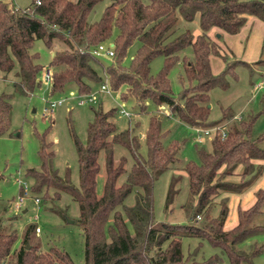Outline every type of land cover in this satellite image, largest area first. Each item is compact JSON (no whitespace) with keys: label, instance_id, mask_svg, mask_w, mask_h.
<instances>
[{"label":"trees","instance_id":"16d2710c","mask_svg":"<svg viewBox=\"0 0 264 264\" xmlns=\"http://www.w3.org/2000/svg\"><path fill=\"white\" fill-rule=\"evenodd\" d=\"M98 1L32 0L30 6L18 8L11 0H0V73L3 78L13 73L16 93H32L40 85L45 69L52 71L50 94L65 93L69 84L75 86L77 94L88 93L100 85L105 72L110 88L120 92L123 102L133 98L140 112L151 101L159 106L167 105V116L177 117L193 128L227 124L226 119H235L236 124H227L223 138L216 131L209 139L210 149H197L198 163L188 160L178 165L180 144L177 141L163 144L166 131L159 115L149 117L144 134L147 153L143 155L142 136L136 127L118 128L113 120L119 106L94 109V117L87 126L86 144L75 138L79 187L68 176L59 174L53 161L56 154L53 142L46 139V132L40 134V168L26 170L32 181L31 193L35 199L42 194L47 200L52 189L57 199L67 192L78 202L76 221L84 235L85 261L75 262L65 250L53 245L42 250L40 244L31 242L34 224L26 227L19 247L13 248L17 234L7 229L4 218L9 203L0 200V264L10 258L14 264H224L219 253L199 258L200 246L185 256L184 236L209 241L226 253L231 264L250 261L261 247L246 252L237 244L264 229V224L253 221L262 212L264 188L256 190L251 206L238 210L237 223L230 229L224 228L228 197L223 198L219 217H213L212 211L217 197L223 193H242L262 175L264 164L256 160L264 161V146L259 144L264 134L253 135L257 115L238 119L228 107H222L220 118H210V90L215 86L228 88L226 75L234 65L226 62L222 71L213 73L210 55L222 56L225 61L227 57L220 52L209 31L216 27L237 33L250 16L264 22V0H110L100 17L90 21L89 14ZM178 14L186 21L198 14L200 32L194 35L189 29L178 31ZM111 38L114 59L104 64L92 54V49ZM36 39H42L53 49L48 66L38 62L37 53L31 50ZM135 40L140 45L127 68L122 65V59ZM56 42L61 48L55 49ZM157 55L164 57V63L157 74H152L150 61ZM177 63L182 64L189 81L178 99L169 79V72ZM255 63L261 64L263 60ZM122 87L125 90L120 91ZM12 96L8 92L0 94V136L13 134ZM116 144L129 151L132 158L129 169L127 156L115 159ZM101 155L104 181L99 192ZM177 168L183 169L188 178L190 205H182L187 221L159 222L154 213L156 177L167 169ZM123 173L126 177L119 183ZM232 175L242 178L228 179ZM181 179V175L172 176L166 195L167 208L179 192ZM129 194H133L132 203L126 202ZM198 216H204L207 222H195Z\"/></svg>","mask_w":264,"mask_h":264},{"label":"rangeland","instance_id":"374dc122","mask_svg":"<svg viewBox=\"0 0 264 264\" xmlns=\"http://www.w3.org/2000/svg\"><path fill=\"white\" fill-rule=\"evenodd\" d=\"M32 0H11V3L18 8H25L31 5ZM110 0H100L93 7L89 14V20H97L104 7ZM257 21H259L257 19ZM261 22V21H259ZM178 31L189 29L194 35L200 32L199 15L191 21H186L178 14ZM259 26L256 24L252 32L258 31ZM216 28V27H214ZM212 28L210 32L214 29ZM114 29V34L117 33ZM261 32V30H259ZM264 31V30H263ZM215 39V37H214ZM112 38L107 41L111 43ZM264 44V42H263ZM140 42L135 40L127 49L123 59L122 65L129 68L132 64L133 57ZM55 49L61 48V44L56 42ZM220 52L227 57L226 62L231 66L234 65L232 72L226 75L229 83L227 89L215 86L210 90V118L218 119L222 116V107H228L229 111L241 116L242 119H248L251 113H257L264 108V64L261 63L262 68L252 70V66L239 63L238 59L232 57L225 49L219 45ZM32 51L36 52L37 61L48 66L52 57L53 49L49 48L42 39H36L33 43ZM215 56V57H214ZM264 56V55H263ZM211 69L213 72H219L224 65L222 63V56L211 55ZM217 58V59H216ZM104 64L112 62V58H100ZM192 59V57H190ZM264 63V57L262 58ZM256 61V60H255ZM164 57L162 55L155 56L150 61V72L157 74L162 68ZM251 63V62H250ZM222 68L219 70V66ZM99 70L101 68L99 67ZM103 80L108 74L103 73ZM3 73H0V94L8 92L13 94L11 98L12 103V119L10 130L13 134H4L0 136V200L8 204L9 207L4 213L5 225L7 229L14 230L17 234V239L13 248H18L26 227L29 224L38 226L40 231L35 229L31 235V242L40 244L42 250H47L50 246H56L65 250L73 261L81 263L85 261V244L84 235L81 226L76 219L79 215V205L76 200L67 192H62L59 199L53 196V190L49 191L50 196L47 200L38 195L39 201L36 202L35 196L31 193V179L26 176V170L30 167L40 168V134L46 132V139L53 142V149L55 150L54 166L57 168L61 176H68L70 181L77 187L80 184L79 162L78 154L75 144L77 138L82 144L87 142V126L94 117V109L102 108L107 110L111 107L118 106L122 103L120 99V92L113 91L111 94L100 92L99 103L95 105H78L75 98L60 104L54 108L52 112L43 114V108L47 106L46 100L57 99L61 96L67 95L70 91H75L73 84H69L67 90L63 94H50L49 85H47L41 77V83L30 94H19L14 91L12 80L13 73H9L7 78H3ZM169 79L174 97L178 99L185 86L189 85L181 63L174 65L169 72ZM261 83L263 89L255 91L253 84ZM125 90V87L120 89ZM256 94L255 95L253 94ZM70 102L71 105L68 104ZM125 107L129 109L133 115L131 120L116 114L115 122L118 128H124L129 125L135 126L141 137V152L143 155L147 153V145L144 134L148 126L149 117L152 114H157L161 117L162 127L166 131L163 137V144L165 146L177 141L180 144L178 158L181 165L183 162L192 160L196 163L200 161L197 149H210L211 142L209 139H204L203 142L195 140V130L192 126L179 120L174 116H167L169 107L167 105H157L151 101L148 102L147 109L144 112L139 111V106L133 98L124 101ZM239 119V117H238ZM237 119V120H238ZM114 120V119H113ZM228 126L236 124L235 119L225 120ZM239 122V121H237ZM138 125V126H137ZM264 132V113H261L254 126V136ZM253 136V137H254ZM261 146L264 141H260ZM115 159L121 155L128 158L126 167L132 164V158L129 151L119 145H115L114 150ZM101 170L98 174L97 189L99 192L103 189L104 181V162L103 155L100 157ZM173 175H181L182 179L179 183V192L175 197L174 202L166 207V195L169 184ZM126 177L123 173L119 177L121 183ZM242 177L240 175L228 176V179L239 181ZM258 181L254 183L263 185L264 176L259 177ZM251 186V188L253 187ZM22 187V188H21ZM26 187V189H25ZM20 188L22 189L19 194ZM250 188V189H251ZM154 213L157 221L171 220L173 222L184 223L187 221L186 212L183 209V204H189L190 194L188 190V178L186 172L181 169H167L156 177L154 184ZM246 196L253 195L254 191L248 190ZM18 196L24 197L21 201ZM229 193H223L215 200V206L212 211L213 217H219L223 198L228 197L227 206L228 213L224 228L230 229L236 224L237 211L235 201H229ZM19 201V206L16 201ZM127 203L133 202V194H129L126 198ZM239 202V201H238ZM237 202V203H238ZM249 199L243 200L242 206L248 205ZM207 222L204 216L197 217L195 222ZM257 224H264V205L262 212L259 213L253 220ZM200 246L199 258H207L213 253L222 255L224 264H231L226 253L221 252V249L213 246L207 240H201L195 236H184L182 238V251L186 256L195 247ZM237 247L250 252L254 248H260V251L253 255L250 261H245L242 264H264V229L258 233L251 235L246 240L237 244ZM4 264H14V259L10 258Z\"/></svg>","mask_w":264,"mask_h":264},{"label":"crops","instance_id":"0c3cea01","mask_svg":"<svg viewBox=\"0 0 264 264\" xmlns=\"http://www.w3.org/2000/svg\"><path fill=\"white\" fill-rule=\"evenodd\" d=\"M257 19L261 22L257 21ZM255 24L257 26H259L258 27L259 29H258V31L252 32ZM259 30H261V32ZM263 30H264V22L255 16H250L247 19V21L245 22V24L241 27L239 32L231 34V33H227L225 31H223L222 29L214 28L210 32V36L213 39L215 37L214 40L223 49H225L232 57H234L235 59H238V60H243V61L249 63L251 66L253 65L254 68H252V70H258L259 68H262V66H261V64H256L255 62L264 57L263 56L264 55V44H263V42H264V31ZM210 57H211V55H210ZM222 60H223L222 63L225 67L226 61L223 58H222ZM210 61H211V58H210ZM262 64H264V63H262ZM223 65L219 66L220 67L219 70L222 68ZM223 69L224 68H222L220 71H222ZM219 72L217 71V72H213V73H219ZM253 87H254L255 91H259L260 89L261 90L263 89V86L261 83H255V84H253ZM256 94L257 93H255L253 95H255V97H256ZM261 113H264V108L257 113H251V115H257V117H256V120H257L258 116ZM233 114L235 115V113H233ZM256 120H255V122H256ZM255 122H254V126H255ZM253 130H254V127H253ZM259 134H264V132L259 133ZM262 141H264V139ZM256 162L264 164L263 160H256ZM262 175L264 176V171H263ZM258 179H260V178H258ZM258 179L256 180V182L258 181ZM250 188H248L247 190H245L242 193H230L229 194L230 195L229 201L231 200L230 201L231 204L233 203L232 200H234L235 204H236L235 207L237 208L236 209L237 219H238V210L239 209H246L249 206H251L255 201L256 190H258L259 188H264V187H263V185L260 186L258 184H255V186H253L251 189ZM248 190H250V191L253 190L254 196L253 195L246 196L245 193L248 192ZM247 199H249L248 205L242 206L241 204H242L243 200H247ZM237 219L235 221L236 223H237Z\"/></svg>","mask_w":264,"mask_h":264},{"label":"built area","instance_id":"2783aa9c","mask_svg":"<svg viewBox=\"0 0 264 264\" xmlns=\"http://www.w3.org/2000/svg\"><path fill=\"white\" fill-rule=\"evenodd\" d=\"M114 47L113 44H107V43H99L97 44L93 49H92V54H94L96 57L98 58H112L114 56ZM43 81L47 84L50 85L51 80H52V71L50 69H45L44 73H43ZM100 92H105L108 94H111L113 92V90L110 88L109 83H108V76H105V79L100 83V85L96 88L93 89L92 91L88 92V93H83V94H77L76 90L75 91H70L67 95L61 96L60 98L57 99H48L46 100L47 102V106H45L43 108V114L47 113V112H52L54 110V108L60 104H63L67 101H69L70 99H74L76 100V103L78 105H92L95 104L99 101L100 97H99V93ZM122 103H120L118 106V113L121 116H124L128 119L132 118L133 113L127 109L125 107V103L123 101H121ZM69 105L70 102H68ZM237 118L240 116H236ZM114 122H115V117H114ZM116 124V122H115ZM196 136H195V140L197 142H203L204 139H210L213 137L214 133L217 131L219 133V135L221 136V138H223L224 136H226L227 134V124L223 123V124H218L212 127H194ZM26 189V187H25ZM24 197L22 196H18V200H22ZM16 201V205L19 206V201ZM36 202L39 201V199H35ZM36 232H39L40 229L38 226H36L35 228Z\"/></svg>","mask_w":264,"mask_h":264},{"label":"water","instance_id":"95a60500","mask_svg":"<svg viewBox=\"0 0 264 264\" xmlns=\"http://www.w3.org/2000/svg\"><path fill=\"white\" fill-rule=\"evenodd\" d=\"M27 247H29V244H27Z\"/></svg>","mask_w":264,"mask_h":264}]
</instances>
